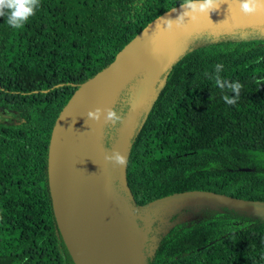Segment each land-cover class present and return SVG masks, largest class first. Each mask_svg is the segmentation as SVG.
Listing matches in <instances>:
<instances>
[{
    "label": "trees",
    "instance_id": "16d2710c",
    "mask_svg": "<svg viewBox=\"0 0 264 264\" xmlns=\"http://www.w3.org/2000/svg\"><path fill=\"white\" fill-rule=\"evenodd\" d=\"M181 2L41 0L21 29L0 17V111L6 114L0 118V264H75L48 183L54 124L82 82ZM217 63L222 78L243 85L235 105L222 99L235 93L210 79ZM161 78L166 83L136 127L127 157L134 204L157 205L192 189L264 202V36L199 32ZM113 108L123 116L128 109L122 101ZM109 137L102 138L106 149ZM145 260L264 264V215L221 205L169 227Z\"/></svg>",
    "mask_w": 264,
    "mask_h": 264
},
{
    "label": "water",
    "instance_id": "95a60500",
    "mask_svg": "<svg viewBox=\"0 0 264 264\" xmlns=\"http://www.w3.org/2000/svg\"><path fill=\"white\" fill-rule=\"evenodd\" d=\"M180 6L151 20L109 65L82 82L54 124L48 151V183L58 228L75 264H147L114 201L116 173L127 188V163L123 168L116 167L104 159L105 154L119 150L128 157L135 129L145 118L142 111L148 98L168 67L187 49L192 36L202 31L217 33L264 26V14L243 16L238 8L230 9V4L224 2L210 18L202 16L179 30L153 34L161 17L178 18V12L171 10H179ZM138 75H142L135 94L139 106L135 111L127 109L117 126V138L110 137V147L106 149L102 138L107 123L103 118L99 122L87 119V113L96 108H113L121 92ZM191 199L264 215L263 201L204 189L161 197L157 205Z\"/></svg>",
    "mask_w": 264,
    "mask_h": 264
},
{
    "label": "clouds",
    "instance_id": "9594fccd",
    "mask_svg": "<svg viewBox=\"0 0 264 264\" xmlns=\"http://www.w3.org/2000/svg\"><path fill=\"white\" fill-rule=\"evenodd\" d=\"M224 2L230 4V9L233 7L238 8L243 16L264 14V0H182L179 10L176 8L171 10L173 12H178V18L171 19L168 17H161L157 21L156 29L153 34L160 31L179 30L188 23H194L202 16L210 18V14L217 12L220 5ZM40 4L41 0H0V17L6 16V23L10 27L21 29L28 20L35 15ZM188 17H190V19L186 21ZM151 38L152 36L149 37V39ZM152 53L156 55L157 50L153 48ZM223 67L222 63L214 65L215 74L210 76V79H213L215 85L221 90L227 88L235 93L234 97L228 95L222 97L225 103L235 105L240 98L243 85L238 80L233 82L222 78L220 73L223 71ZM122 103L132 111H135L139 106L137 99L131 92L125 95V99H122ZM120 111L121 109L119 108H96L87 113V119L99 122L103 118L105 123L110 126H118L124 120V116L120 114ZM112 129L115 130V127ZM104 159L120 168L125 167L127 163V157L119 150L106 153Z\"/></svg>",
    "mask_w": 264,
    "mask_h": 264
},
{
    "label": "rangeland",
    "instance_id": "374dc122",
    "mask_svg": "<svg viewBox=\"0 0 264 264\" xmlns=\"http://www.w3.org/2000/svg\"><path fill=\"white\" fill-rule=\"evenodd\" d=\"M231 31L234 35H240L242 37L251 34L264 36V26H257L252 29L236 28ZM210 33L216 35V31H210ZM141 78L142 75H138L127 85L121 96H119L117 103L125 99V95L128 92H131L135 97ZM166 80L167 78H164L159 86L151 93L143 108L142 116L148 114L161 89L165 85ZM5 116L6 114L0 111V118ZM113 127H115V130L112 129ZM103 133L105 135L110 134L112 138H117L119 132L117 126L106 124L103 127ZM113 193L115 204L122 214L124 224L144 255L146 251L149 253L154 252L159 235L167 231L169 227L177 223L198 221L211 211L221 210V205L217 203L197 199L171 204L150 205L145 208L138 207L132 201L117 173L113 179Z\"/></svg>",
    "mask_w": 264,
    "mask_h": 264
}]
</instances>
